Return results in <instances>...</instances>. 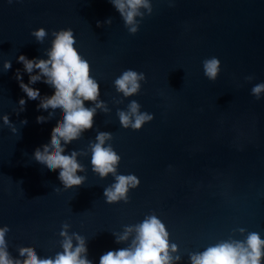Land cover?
Returning <instances> with one entry per match:
<instances>
[{
	"label": "water",
	"instance_id": "95a60500",
	"mask_svg": "<svg viewBox=\"0 0 264 264\" xmlns=\"http://www.w3.org/2000/svg\"><path fill=\"white\" fill-rule=\"evenodd\" d=\"M142 9L139 31L130 34L109 0H0V227L11 258L25 264L21 252L34 249L41 258L63 251L62 226L88 244V259L99 264L109 250L130 246L115 242L151 215L157 216L177 245L175 264H191L192 254L224 241H244L249 233L264 239V0H151ZM111 18V24L97 22ZM43 27L38 43L31 32ZM74 32L78 52L89 61L91 76L100 83V99L109 111L97 109L94 126L66 146L81 153L83 185L64 188L59 170L48 171L36 153L51 147L63 113L51 119L27 100L15 80L22 69L16 57L48 60L53 34ZM217 57L221 72L206 78L203 61ZM12 68L4 71V62ZM127 69L143 72L138 94L125 98L113 81ZM24 82L28 75L24 74ZM44 97L55 93L41 85ZM27 99V98H26ZM132 100L140 112L153 115L141 130L121 126L118 110ZM86 107L94 104L86 102ZM49 123L43 127L38 120ZM27 124H23V120ZM15 128V131H13ZM121 157L117 174H135L140 185L128 201L106 203L104 189L115 183L93 172L90 144L98 132ZM243 230V231H241ZM73 244H76L73 239Z\"/></svg>",
	"mask_w": 264,
	"mask_h": 264
},
{
	"label": "clouds",
	"instance_id": "9594fccd",
	"mask_svg": "<svg viewBox=\"0 0 264 264\" xmlns=\"http://www.w3.org/2000/svg\"><path fill=\"white\" fill-rule=\"evenodd\" d=\"M109 3L120 14L125 27L133 35L139 31L140 26L136 18L144 17L142 9L147 10L149 15L152 12L151 0H109ZM111 22V18L98 21L97 27ZM31 35L38 43H43L48 33L45 28L40 27L33 30ZM53 36L55 42L52 51L48 53L47 62L41 57L29 58L20 54L16 61L23 67L16 69L14 77L27 98L21 97L18 101L21 111L25 110L27 100H31L39 105L38 112L50 113L51 119H55L57 113H63L62 122L53 132L51 147L38 150L36 161L48 171L59 170L58 179L67 189L83 185L86 177L78 174L84 171L77 158L81 153L73 150L71 154H65L66 146L93 128L97 109L105 113L109 109L106 102L100 99V83L91 76L89 61L77 50L76 34L68 31L54 33ZM202 63L206 78L214 82L221 72L220 59L212 57ZM3 67L7 72L12 68V62L6 60ZM24 74L28 75L27 83L24 82ZM141 81L146 82L145 73L127 69L113 81V86L127 98L139 93ZM33 85L52 90L54 97L42 96L41 91ZM262 92L264 83H259L252 88L251 94L260 99ZM86 102L94 104V107H86ZM140 107L138 101L132 100L127 111L118 110L117 115L123 128L139 131L154 118L152 114L140 112ZM0 119L5 124H10L7 114ZM22 123L27 124V120ZM38 123L43 127L49 121L41 117ZM111 139L112 133L101 131L97 133L96 142L90 144L92 170L101 179L109 174L115 178V183L104 189L106 203H127L129 191L139 187L140 180L135 174H117L121 157L110 144L105 146L106 141ZM68 227L67 224L63 225L60 233L63 237V251L56 253L54 257L41 258L34 249L25 250L21 252V259L25 264H93L88 259L85 238L75 233L69 235ZM10 232L7 225L0 227V264H17L9 253L7 237ZM133 232L135 236L130 246L105 252L100 256L99 264H175L179 261V256L172 255L178 251L177 245L170 244L169 233L157 216H148L138 225L126 227L122 234L113 233L115 242L119 244L127 241ZM73 239L76 241L75 245ZM190 260L191 264H264V239L259 233L252 232L244 241L221 242L203 252L192 254Z\"/></svg>",
	"mask_w": 264,
	"mask_h": 264
}]
</instances>
